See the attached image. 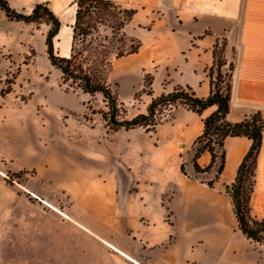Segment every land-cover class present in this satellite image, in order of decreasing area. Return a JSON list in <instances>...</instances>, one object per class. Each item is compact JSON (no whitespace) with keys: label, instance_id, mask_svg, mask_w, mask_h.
I'll return each instance as SVG.
<instances>
[{"label":"crops","instance_id":"crops-1","mask_svg":"<svg viewBox=\"0 0 264 264\" xmlns=\"http://www.w3.org/2000/svg\"><path fill=\"white\" fill-rule=\"evenodd\" d=\"M5 1L10 9L22 14H30L38 2H48L60 21L70 2ZM143 11L146 13L148 7L144 6ZM149 17L144 14V18ZM167 17V23L159 20L162 25L153 23L150 28L145 27L146 22L137 23L132 28V37L139 39L141 46L135 53L114 59L113 76L119 87L129 92L126 97H119L120 103L131 107L136 103L137 115L146 113L153 99L180 87H190L200 98L208 96V70L215 62V48L222 39L226 40L223 54L228 64L231 41L236 38L238 54L226 119L237 123L257 112L264 119V0H241L240 11L225 6L216 12L200 14L197 19L191 13L181 16L178 10H171ZM73 20V16L67 18L59 32L64 26L70 34ZM46 30L47 24L39 29L32 23L9 18L4 8L0 10V80L28 48H45ZM147 74L152 76L149 93L142 91ZM10 99V93L0 94V123L7 120L13 107L17 111ZM39 104L46 109L55 105L48 95L36 98L35 105ZM214 109L207 108L199 115L177 105L147 132L148 140L131 142L127 146L128 161L137 163L139 157L146 164L144 172L131 174L133 189L124 187L120 191L121 146L117 149L114 146V167L108 169L106 156L101 155L103 150L97 151L92 161L85 156L77 171L73 164L72 171H64L50 159V171L71 180L69 189L79 205L60 208L39 198L43 203L41 212L59 220L64 232L71 236L78 231L99 238L104 244L106 240L112 243L115 249L109 254L116 264H264V244L252 241L240 231L232 198L226 191L237 177L251 139L245 136L224 139L223 168L212 186L207 183L213 180L218 163L215 161L209 171H196L193 166L194 142L203 131V118ZM261 134L249 198L250 214L257 219L264 218V127ZM81 145L85 152L91 146L85 139ZM210 160V153L204 151L196 163L202 170ZM93 161L94 170L90 171ZM86 175L99 181L91 183L85 179ZM101 228H106L109 239L101 237Z\"/></svg>","mask_w":264,"mask_h":264},{"label":"rangeland","instance_id":"rangeland-1","mask_svg":"<svg viewBox=\"0 0 264 264\" xmlns=\"http://www.w3.org/2000/svg\"><path fill=\"white\" fill-rule=\"evenodd\" d=\"M72 1L70 0L61 17V24L67 23V18L74 16L75 5ZM114 1L138 11L133 21L125 28L128 37H132V28H135L137 23L146 22L145 27L148 28L152 27L153 23H167V13L171 10H178L181 16L191 13L197 19L200 14L216 12L225 6L234 11L241 9V0ZM144 6L148 7L146 13L143 11ZM144 14L150 16L149 19L144 18ZM160 14H164V18H161ZM27 23H32L39 29L45 25L41 20ZM235 24L238 26V19ZM58 35L54 38V51L59 56H67L71 31L69 34L68 28L63 26ZM236 41V38H232L229 62L220 68L223 76L220 85L225 91L229 84V93L238 54ZM225 44L226 40L222 39L215 48L219 61H225ZM114 59L112 56V63ZM0 82V91L4 94L10 93L11 103L17 106V111L13 107L7 120L0 123V264L5 261L7 264H116L109 254L115 249L112 243L106 240L104 244L101 239L78 231H74L73 236L64 232L65 229L59 220L55 221L41 212L43 203L40 199L60 208L72 204L79 205L76 196L69 189L71 180L64 175L55 176L54 170L50 171L49 168L50 159L54 160V164L61 165L64 171H72V164L75 170L79 169L77 166L82 167L85 156L92 161V158L97 156V151L103 150L104 154L101 155L106 156V168H113L114 146L116 149L121 146L120 191L124 187L133 189L135 185L132 183L131 174L144 172L146 164L142 162L143 158L139 157L137 163H130L127 146L131 142L148 140L145 128L126 129L111 123L108 119L109 104L103 95H90L75 83L64 81L59 69L50 64L46 46L43 50L28 48L18 63L11 65ZM106 83L116 97L114 120L122 122L136 116V103L131 107L122 105L119 101V97L124 98L129 92L119 87L113 76L112 66L106 74ZM46 95L52 96L55 105L49 109L41 104L36 106L35 99H42ZM173 107L174 105L170 104L158 106L156 117L162 121L168 110ZM254 114L260 115L259 112ZM84 139L89 140L91 144L86 148V152L81 145ZM104 144L105 147L99 146ZM90 163L89 169L92 171L94 161ZM115 164L118 165L117 162ZM85 179L91 183L99 181L97 178L89 179L88 175ZM250 184L253 188L252 177L246 183L248 189ZM101 229V237L109 239L106 228Z\"/></svg>","mask_w":264,"mask_h":264},{"label":"trees","instance_id":"trees-1","mask_svg":"<svg viewBox=\"0 0 264 264\" xmlns=\"http://www.w3.org/2000/svg\"><path fill=\"white\" fill-rule=\"evenodd\" d=\"M5 13L11 19L24 22L41 20L49 25L45 34L47 58L50 64L62 74L64 81H71L83 92L93 95L101 93L110 108L109 121L118 127L131 129L143 127L146 132L153 129L160 119L155 111L162 105H183L201 115L203 110L215 109L203 118V131L196 138L193 146V166L196 171H209L216 159L219 163L213 180L207 184L212 186L219 176L224 164L223 142L227 136H245L251 139V146L241 162L235 181L227 188L231 196L234 213L240 231L254 242L264 244V218L257 219L250 214L249 198L252 184L248 189L246 183L253 176L257 151L260 147L264 119L253 114L249 119L231 123L226 119L229 110L230 85L225 91L221 87L222 74L220 68L225 61L217 60L208 70L210 77V93L204 98L197 97L190 87H180L171 93L153 99L147 106L146 113H139L130 120L117 122L114 120L116 112V97L106 83V74L112 66V56L119 58L135 53L141 46L139 39L128 37L125 28L133 19L136 9L125 7L114 0H73L75 5L74 20L71 24V40L69 54L59 56L54 51V38L59 32L61 21L50 9L48 2L36 3L30 14H22L10 9L5 0H0ZM129 42V43H128ZM128 49H124V47ZM151 74L144 77L143 92L149 93L151 88ZM3 95L4 92L0 91ZM138 94H135L137 97ZM208 151L211 160L208 166L200 169L196 163L197 157ZM184 173V167L181 165Z\"/></svg>","mask_w":264,"mask_h":264},{"label":"built area","instance_id":"built-area-1","mask_svg":"<svg viewBox=\"0 0 264 264\" xmlns=\"http://www.w3.org/2000/svg\"><path fill=\"white\" fill-rule=\"evenodd\" d=\"M1 9H3V6H2L1 3H0V10H1ZM216 163H219V159H218V158L216 159ZM217 165H218V164H217Z\"/></svg>","mask_w":264,"mask_h":264}]
</instances>
